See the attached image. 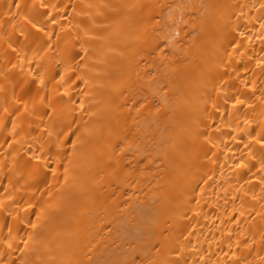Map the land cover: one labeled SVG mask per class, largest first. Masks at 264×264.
Instances as JSON below:
<instances>
[{
	"label": "bare ground",
	"instance_id": "obj_1",
	"mask_svg": "<svg viewBox=\"0 0 264 264\" xmlns=\"http://www.w3.org/2000/svg\"><path fill=\"white\" fill-rule=\"evenodd\" d=\"M0 264H264V0H0Z\"/></svg>",
	"mask_w": 264,
	"mask_h": 264
}]
</instances>
